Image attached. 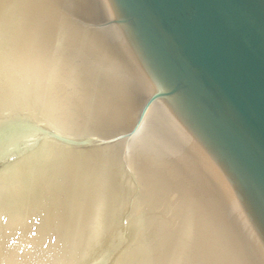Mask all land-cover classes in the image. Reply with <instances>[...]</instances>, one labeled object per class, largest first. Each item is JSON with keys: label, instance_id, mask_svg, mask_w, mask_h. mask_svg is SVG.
Wrapping results in <instances>:
<instances>
[{"label": "bare ground", "instance_id": "6f19581e", "mask_svg": "<svg viewBox=\"0 0 264 264\" xmlns=\"http://www.w3.org/2000/svg\"><path fill=\"white\" fill-rule=\"evenodd\" d=\"M187 1L0 0V264H264V0Z\"/></svg>", "mask_w": 264, "mask_h": 264}, {"label": "water", "instance_id": "95a60500", "mask_svg": "<svg viewBox=\"0 0 264 264\" xmlns=\"http://www.w3.org/2000/svg\"><path fill=\"white\" fill-rule=\"evenodd\" d=\"M168 3L172 2L166 0ZM200 5L197 3L196 0H188L186 2V5H184V8L180 9V12L176 11L172 14L171 17L176 18L180 23L184 24L183 20L186 17V14L193 15L195 12H200ZM106 24L115 23L112 18L105 21ZM214 28V27H213ZM215 29V28H214ZM256 47V46H255ZM259 47V46H258ZM226 51H233L229 47H226V44L222 47ZM245 55L259 68H261L263 71V67L254 61V57L251 53L246 51L245 47L242 48ZM236 53V52H235ZM231 57V55H230ZM236 61L235 67L238 70V75H240V78H242V91L246 98L248 99L249 104L252 106L255 112L251 109H243V112L245 113V117L249 118L255 122L258 123L263 129H264V74H262L256 67L248 61V59L244 56L243 58H235ZM264 73V72H263ZM158 95V94H157ZM155 93H150L146 100L144 101L142 107L140 108V112L138 115V119L141 117L143 111L145 108L150 104V102L157 97Z\"/></svg>", "mask_w": 264, "mask_h": 264}]
</instances>
